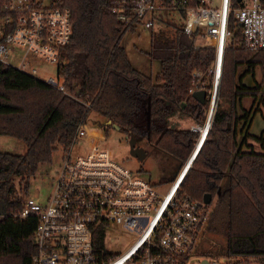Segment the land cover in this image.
<instances>
[{
    "label": "trees",
    "instance_id": "trees-1",
    "mask_svg": "<svg viewBox=\"0 0 264 264\" xmlns=\"http://www.w3.org/2000/svg\"><path fill=\"white\" fill-rule=\"evenodd\" d=\"M116 1L54 0L55 6L70 10L73 25L72 40L61 49L57 65V82L64 91L0 62V136L26 146L23 155L0 152V264H31L37 223L16 215L39 168L51 164L56 151L71 150L91 112L100 115L106 127L117 125L126 137L144 140L174 158L178 172L194 150L198 134L171 126L170 119L178 114L195 123L205 120L208 103H198L190 89L194 71L205 74L210 68L214 47L202 34H186L182 24L160 20L166 27L152 33L149 52L160 62V72L144 75L131 65L121 45L135 28L111 13ZM232 2L234 9L239 6V0ZM228 28L233 35L225 47L217 108L180 192L198 200L210 194V206L216 199L204 231L225 238L223 255L264 261V152L251 143L264 150V132L249 133L259 110L253 105L264 97V50L241 45L233 13ZM258 69L261 83L255 80ZM247 76L254 85L243 82ZM246 98L253 100L249 109L243 106ZM170 181L163 177L160 182ZM200 255L211 257L208 252Z\"/></svg>",
    "mask_w": 264,
    "mask_h": 264
},
{
    "label": "built area",
    "instance_id": "built-area-1",
    "mask_svg": "<svg viewBox=\"0 0 264 264\" xmlns=\"http://www.w3.org/2000/svg\"><path fill=\"white\" fill-rule=\"evenodd\" d=\"M111 13L127 27L145 29L167 18L175 22L177 14L186 34L200 33L214 42L215 57L205 73L209 82L196 70L190 89V95L201 90L207 93L205 121L189 127L198 134L194 150L164 193L139 169L116 161L97 143L84 153H65L47 202L43 205L37 194H29L16 215L19 219L33 217L37 223L31 264H190L211 206L183 195L180 184L206 139L218 104L225 47L233 35L228 28L231 13L241 45L249 51L264 50L263 0H239L235 9L232 0H220L218 5L213 0H117ZM72 36L71 12L55 6L54 0H0V62L36 76L30 59L42 57L58 65L60 51ZM47 82L64 91L57 80ZM85 136L84 126L75 144ZM114 225L138 236L121 255L110 252L105 244ZM100 233L103 245L99 244ZM208 258L201 257L200 263L216 264Z\"/></svg>",
    "mask_w": 264,
    "mask_h": 264
},
{
    "label": "rangeland",
    "instance_id": "rangeland-1",
    "mask_svg": "<svg viewBox=\"0 0 264 264\" xmlns=\"http://www.w3.org/2000/svg\"><path fill=\"white\" fill-rule=\"evenodd\" d=\"M216 5L220 0H213ZM175 22L179 25L183 23L182 18L174 14ZM172 18V17H171ZM164 24L156 25L153 29H145L138 26L134 31H128L122 38L121 45L124 47L131 65L140 73L144 75H151L155 77L160 72V62L152 60L149 56L151 47V35L160 29H164ZM208 43L214 46L212 40H207ZM33 63L32 67L37 69L36 77L40 80L47 81L52 78L57 80V65L51 64L42 57H35L30 59ZM244 69L242 68L241 71ZM209 77L206 82H209ZM257 83L263 82L262 72L260 69L256 71ZM246 81L248 85H254L252 76H247ZM256 83V84H257ZM263 94V93H259ZM264 97L258 98V103L253 105L251 98H246L243 101V106L249 109L252 105L253 109H259L254 115L249 133L254 136H261L264 132ZM260 99H263L260 102ZM225 105V104H224ZM217 108V107H216ZM205 121V120H204ZM203 122V121H202ZM193 124H196L188 117H182L176 114L170 119V125L177 129H189ZM86 136L80 138L78 143L73 147V154L84 153L87 151L90 144H99L101 148L108 149L113 158L125 165L126 167L136 170L142 169V175L155 184L159 192L164 193L169 188L174 177L177 176V162L174 158L158 150L154 146L148 144L144 140H138L137 145L144 149L146 158L140 161L130 155V148L126 135L121 130H116L112 127L108 128L104 124V119L91 112L85 124ZM258 152H264L261 144L251 142ZM0 152H8L16 155H23L26 152L25 144L12 137L0 136ZM65 152L58 150L54 153L51 164L42 165L29 189V194H37L41 204H45L52 192V187L55 183L57 173L61 164V158ZM191 156V155H190ZM182 169V168H181ZM180 172V171H179ZM178 172V173H179ZM177 174V175H176ZM169 178L170 182L162 183L161 179ZM216 199L211 205L210 217L215 208ZM224 213H221V216ZM218 215V214H217ZM220 217V216H218ZM219 220V219H217ZM209 221V220H208ZM138 236L119 225H114L107 233L105 244L106 248L113 254H124L131 245L137 240ZM226 245L225 238L217 233L204 231L201 240L194 249L195 255L190 261V264H201L202 253L208 252L211 254L209 260L216 262V264H264L260 259H242V258H228L223 255V250ZM198 255V256H196Z\"/></svg>",
    "mask_w": 264,
    "mask_h": 264
},
{
    "label": "water",
    "instance_id": "water-1",
    "mask_svg": "<svg viewBox=\"0 0 264 264\" xmlns=\"http://www.w3.org/2000/svg\"><path fill=\"white\" fill-rule=\"evenodd\" d=\"M192 97L200 104L205 105L207 102V93L205 90H201V91H196ZM150 120V112L148 111V122ZM112 128L116 129V130H120V128L117 125H112ZM229 128V126H228ZM127 141H128V145L130 148V155L140 161H143L146 158V153L144 151L143 148L139 147L137 145V141L135 138H128L126 137ZM202 146V145H201ZM201 148V147H200ZM199 148V150H200ZM199 150L197 151V153L199 152ZM197 153L195 154V156L197 155ZM194 156V158H195ZM203 201L205 204L210 205L211 201H212V196L210 194H206L204 195ZM202 264H208L207 260H203Z\"/></svg>",
    "mask_w": 264,
    "mask_h": 264
},
{
    "label": "crops",
    "instance_id": "crops-1",
    "mask_svg": "<svg viewBox=\"0 0 264 264\" xmlns=\"http://www.w3.org/2000/svg\"><path fill=\"white\" fill-rule=\"evenodd\" d=\"M256 71H257V70H256ZM255 80H256V81H259V80L256 79V73H255ZM243 82H244L246 85H248V82L246 81V77L244 78Z\"/></svg>",
    "mask_w": 264,
    "mask_h": 264
}]
</instances>
